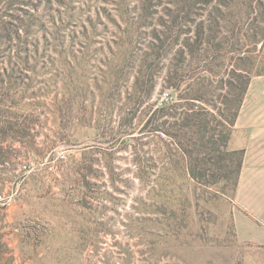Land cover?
Listing matches in <instances>:
<instances>
[{"label":"rangeland","instance_id":"1","mask_svg":"<svg viewBox=\"0 0 264 264\" xmlns=\"http://www.w3.org/2000/svg\"><path fill=\"white\" fill-rule=\"evenodd\" d=\"M246 80L264 128V0H0V264H264Z\"/></svg>","mask_w":264,"mask_h":264},{"label":"crops","instance_id":"2","mask_svg":"<svg viewBox=\"0 0 264 264\" xmlns=\"http://www.w3.org/2000/svg\"><path fill=\"white\" fill-rule=\"evenodd\" d=\"M250 120L238 116L233 133V149H244V161L239 176L237 196L251 210L264 214V128L249 131ZM244 129L248 130L244 132Z\"/></svg>","mask_w":264,"mask_h":264},{"label":"trees","instance_id":"3","mask_svg":"<svg viewBox=\"0 0 264 264\" xmlns=\"http://www.w3.org/2000/svg\"><path fill=\"white\" fill-rule=\"evenodd\" d=\"M248 84H249V80H246V81H243L240 84V86H238L237 88L235 87L234 89L232 88L235 92H238V97L236 99V106H235L234 112L232 113L231 116H227L228 121H229V126L227 128L229 131H227L225 134L222 133V140L224 142V145H227V142H228V139L231 133L230 130L236 124V121L239 116L240 109H241V106L244 100V96L247 92ZM189 108L193 111L187 112V115L184 117V119H186L184 126L190 128V131L193 135L192 137L194 139H196L197 141L203 140L205 138V135L209 133L210 122L207 120L205 115L210 114V111L207 110V111H203L202 113H200V111H196L194 107H189ZM204 112H207V113H204ZM164 131H167V130H164ZM233 153H238L240 155L239 161H238V167H239L238 171L240 172L243 166L245 151L244 149H240L238 151H233ZM193 175L197 176L195 172H193Z\"/></svg>","mask_w":264,"mask_h":264},{"label":"built area","instance_id":"4","mask_svg":"<svg viewBox=\"0 0 264 264\" xmlns=\"http://www.w3.org/2000/svg\"><path fill=\"white\" fill-rule=\"evenodd\" d=\"M2 196L0 195V198H1Z\"/></svg>","mask_w":264,"mask_h":264}]
</instances>
